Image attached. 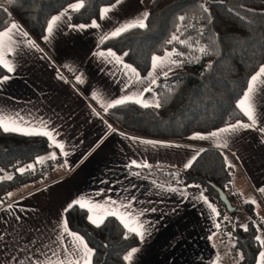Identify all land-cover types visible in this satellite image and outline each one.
<instances>
[{"label":"crops","instance_id":"obj_1","mask_svg":"<svg viewBox=\"0 0 264 264\" xmlns=\"http://www.w3.org/2000/svg\"><path fill=\"white\" fill-rule=\"evenodd\" d=\"M150 1L121 0L105 19H101L100 9L115 4L114 0L100 7L97 18L87 23H73L67 17L73 11L69 5L80 2L74 0L49 18L48 22L68 9L66 16L54 25L48 41L41 39L38 43L29 34L13 39L15 51L7 59L14 70L8 72L1 65L6 74L0 77V124L20 128L22 131L17 133L21 134L52 131L55 140L64 145L67 155L55 146L39 154L28 167L42 169L46 165L51 166L40 178L21 183L8 191L6 199L0 203V264H32L36 257L44 264L49 261L52 264H60L61 261L70 264L80 260V253L71 248L64 251V246L74 243V238L65 231L64 216L68 204L74 200H80L92 209L90 213L87 211V216L91 215L96 221L95 224L91 222L94 225L109 215L124 227L127 223L129 228L138 227V222H147L144 227L150 230V235L143 240L137 236L139 242L132 248L138 251L132 261H125V264L229 262L230 248L218 252L215 247V239H222L220 226L215 227L219 225L215 204L208 200L199 185L174 180L168 173L184 169V164L197 151L207 147L223 151L233 170L228 188L232 199L237 198L241 206L243 202L250 203L263 222L260 227L264 231V191H261L264 189V89L258 91L254 106L251 95L244 100L251 77L260 67L251 75L237 101L245 119L228 125L250 124L246 110L255 112L256 124L241 127L232 134L225 133L211 139L191 138L195 134L207 136L228 126L225 125L175 139L143 137L114 127L103 115L104 106L127 95L148 105L155 104L152 80L156 81L163 73L168 74L177 68V63H171L175 61L172 52L165 51L155 55L163 58L164 66L153 70L151 58L149 70L139 74L140 82L135 83L136 77L131 73L126 76L127 70L117 63L116 58L95 55L100 51L107 53L110 49L123 64L135 68L122 55L111 48L100 47V44L103 36L116 27L142 19ZM93 20L99 28L90 26ZM13 21L28 33L21 23L16 19ZM69 25L88 27L80 29ZM46 29L47 25L44 35L47 34ZM28 39L37 47H29ZM5 76L7 80H3ZM129 80L134 84L125 89ZM255 83L264 85V74ZM93 92L96 93L95 98ZM242 100L243 105L240 103ZM16 116L23 117L28 123H19ZM41 121L46 123V127L41 125ZM57 132L59 135H55ZM46 139L51 145L52 141L48 137ZM52 153L56 154L55 159L50 158ZM132 161L140 166H133ZM173 188L177 190L171 191ZM108 201H114L115 206ZM129 201L138 222L130 219L120 207ZM8 205L12 207L6 211ZM262 251L264 247L261 246L254 264L258 261L264 264V258L259 256Z\"/></svg>","mask_w":264,"mask_h":264},{"label":"trees","instance_id":"obj_2","mask_svg":"<svg viewBox=\"0 0 264 264\" xmlns=\"http://www.w3.org/2000/svg\"><path fill=\"white\" fill-rule=\"evenodd\" d=\"M71 1L0 0V22L9 24L16 19L39 43L51 15ZM113 1L83 0L84 7L73 10L70 20L87 23L98 17L102 5ZM147 13L145 28H131L104 40L100 47L122 54L141 75L149 70L152 56L165 51L172 52L180 67L158 77L153 85L159 108L134 102L118 105L103 112L110 124L143 137L175 139L244 120L237 101L251 75L264 64V0H151ZM180 16L185 20L180 21ZM173 36L178 40H172ZM4 74L6 70L0 65V77ZM50 148L43 135L5 132L0 127L1 201L11 189L43 175L51 165L42 169L28 165ZM203 149L191 167L168 173L174 180L199 185L217 207L222 235L228 232L231 238L232 254L229 262L218 264H254L261 249L255 237L263 222L248 202L242 203L249 215L246 231L235 222L222 220L237 208L228 189L233 170L226 166L222 150ZM20 168L25 171L21 173ZM216 188L225 192L235 206L233 211L226 210ZM64 216L68 229L81 235L94 250L91 264H125L123 257L139 242L114 216H106L99 226L92 224L87 210L79 206L65 210Z\"/></svg>","mask_w":264,"mask_h":264},{"label":"snow or ice","instance_id":"obj_3","mask_svg":"<svg viewBox=\"0 0 264 264\" xmlns=\"http://www.w3.org/2000/svg\"><path fill=\"white\" fill-rule=\"evenodd\" d=\"M9 2H11V0H9ZM120 2H121V0H116V3L115 4H110L107 7L101 8L100 9V18L101 19H105L107 17L108 13L111 12V11H113L119 5ZM0 7H2V5H0ZM82 7H84L83 0H80V2L73 3V4L69 5V9H71V10H79ZM4 11L6 12L7 10L4 9ZM67 11H68V9H66L64 12L60 13V15L53 16L51 18V20L47 24V29H46L47 34L42 37L43 40H45V41H48L49 40V37H50V35L53 32L54 25L57 24L58 21H61L62 18H64L66 16ZM148 15L149 14L147 12H145L143 14V18L142 19H138L135 22L126 23V24H123V25H120V26L116 27L109 34L103 36L101 42H103V40H107V39H110V38L118 37L123 32L128 31L131 28H135V27L145 28L146 27V24H145L144 21L147 19ZM67 18L70 19V17H67ZM185 18L186 17H184V16H180L178 19L180 21H184ZM69 26H72V25H69ZM90 26L91 27H97V28H99V24H97V22L95 20L92 21V24ZM72 27H78L80 29H83L85 27H88V25H78V26H72ZM21 34L23 35V37H27L28 36V33L23 32L22 29H21V26L18 23H16L15 21L11 22L10 24H3L2 22H0V65H2L4 68H6L8 70V72H12L14 70L13 64L10 63L8 61V59H7V56L15 51V49L12 47V41H13V39L16 36H19ZM172 40H178V37L173 36L172 37ZM172 40H170L169 43H171ZM180 42L183 43V41H180ZM27 44H28L29 47H37L35 45L34 41H32L31 39H28L27 40ZM200 51L201 52H204L205 49L201 48ZM95 55H99L102 58H106V56H110V57L116 58L117 63L118 64H121L122 67L127 70L125 72V75L127 76L128 73H131L132 75H134L136 77L135 83L140 82L139 73H137L136 69L135 68H132L131 65L123 64L122 60L120 58L116 57V54L113 53L110 49L107 50V53L105 51H100L99 53H96ZM124 55H127V53H125ZM157 61H160V63L158 64ZM152 62H153L152 63L153 70H155L158 67H163L164 66L163 58H161V57H157V56L153 55L152 56ZM171 63L175 64L176 61H171ZM163 74L165 76L167 75L166 72L163 73ZM262 74H264V65H261L259 71L255 75H253L251 77V80H250V82L248 84L247 91L244 93V100H247L250 97V95H251V97L253 98L252 99L253 106L256 103V97L258 96V91L261 90V89H264V85H257L255 83L258 80V77H260ZM151 75H152V73L150 72L149 73V76H151ZM7 79H8L7 76L3 77V80H7ZM76 79L78 81H80L81 83L83 82L80 79V77H76ZM152 83L154 84L155 83V80H152ZM133 84H134V82L132 80H129L125 84V89H128ZM150 90L151 89H144V91H150ZM92 95L95 98L96 93L93 92ZM244 100H242L240 102L241 105H243ZM132 102H134V103H142V106H144V107H148L149 106L147 103H143L141 100L135 99L134 97H132L130 95H127V96H124L122 98L115 99L111 103H108L106 106H104V110L107 111L109 108L116 107L118 105H123V104H126V103H132ZM154 106L157 107V108H159L161 106V104H160L159 101H156V103H155ZM245 115L248 117L249 121H251L250 124H240V123H237L235 125H228L227 127L221 128V129L217 130L216 132L209 133L207 136H202L200 134H195L191 138L192 139H211L213 137H220L221 134H225V133L226 134H232V133L236 132L241 127L247 128V127H251V126H253V125L256 124V114H255V112L253 110H246L245 111ZM15 119L19 123H28V121H26L23 117L16 116ZM41 125L44 126V127H46V123L43 122V121H41ZM0 127H2L3 131H5V132H8V131L20 132V131H22L20 128H17V127H11V128H9V127H3L2 124H0ZM23 134H27V135H43V136H46V137H48L52 141V144L50 146L58 147L61 150V153L62 154L67 155V153L64 152V145L62 143H59V142H57L55 140L52 131L24 132ZM55 135H59V133L57 132V133H55ZM133 139H136V138H133ZM142 142L143 143H150V144L162 143V142H156V141H142ZM225 146H226V141H225ZM203 151H205V150L204 149H200L199 151H197L195 153V155H193L191 157V159L187 163L184 164V168L187 169V168L191 167L192 166V163L197 159V157ZM50 158L55 159L56 158V154L55 153H52V155H51ZM224 159H225V162H226V166L227 167H232V165L227 162V157L226 156L224 157ZM131 164L133 166H140V165H137L136 161H132ZM144 166H147V165H144ZM31 167L32 166L30 165L29 168H31ZM17 170L20 171L21 173L25 171V169H23V168H20V169H17ZM8 178L11 179V177H8ZM170 190L171 191H176L177 189H174L173 188V189H170ZM261 191H264V189H262ZM8 195L11 196L10 193ZM201 198L205 199V202H207L206 198L203 197V194H201ZM0 203H2V201H0ZM108 203L111 204V205H113V206H115V202L114 201H108ZM76 206H79L82 209H86L89 213L92 211V209L89 208L88 205L81 203L80 200H74L73 202L69 203L68 206H67L66 211L71 210L72 208H74ZM209 206L211 207V205H209ZM11 207H12V205H8L7 209H5V210L6 211L9 210V209H11ZM120 207L124 209L125 213L127 214V216L130 219H132L134 222H138L136 220V214L131 211V207L132 206H131V202L130 201H129L128 204H121ZM151 210L152 211H155V209H151ZM212 211L215 212V209H212ZM113 215H115V213H113ZM139 215L142 216L143 213H140ZM217 215H218V213H217ZM87 219L90 222L94 223V224L96 223V221H94L92 219V216L91 215H88L87 216ZM146 223H147L146 221H144V222H138V227H131V228H129L128 224L125 223V227L129 229V232L130 233L138 236L141 240H143L146 235H150V230H148V229H146L144 227V225ZM66 224H67V222L65 221V231H66L67 235H69V236H71V237L74 238V243L72 245H66V246H64V251L65 252H68L69 249L71 248L72 250H74L77 253H80L81 254V259L80 260H76V261L70 262V264H81V261H83V264H91V257H92V255H94V250L88 248V246L84 242V238L82 236H79L75 232L69 231L67 229V227H66ZM97 226H99V225L97 224ZM215 227H219V225H215ZM242 227L244 228L245 231L247 230V226L246 225H242ZM127 238H128V235L126 234L125 235V239H127ZM0 239H2V237H0ZM255 239H256V241L258 243L261 244L262 247H264V240H262L259 235H257L255 237ZM80 245H82V248L80 247ZM137 251H138L137 248H132L123 257V259L125 261L131 262L132 259H133L134 254ZM53 255H55V253H53ZM259 256L261 258H264V251L260 252L259 253ZM242 258L243 257L241 256V259ZM32 264H44V262L41 261L39 259V257H36L32 261ZM48 264H52V262L49 261ZM60 264H63V262L61 261ZM258 264H259V261H258Z\"/></svg>","mask_w":264,"mask_h":264},{"label":"rangeland","instance_id":"obj_4","mask_svg":"<svg viewBox=\"0 0 264 264\" xmlns=\"http://www.w3.org/2000/svg\"><path fill=\"white\" fill-rule=\"evenodd\" d=\"M169 52L170 51H167L166 53H169ZM120 55H122V54H120ZM176 63H177V68H178L180 63H179V61H176ZM232 203L237 205L235 212L233 214H225L224 216H222V220H230V221L235 222V224L240 225V226L245 225L246 221L249 219V215L242 208V206H241V204L237 198H234ZM218 224H219V222H218ZM221 224H223V223L220 222V225ZM258 235L261 237V239L264 238V236H263L264 231L261 229L260 225H259V229H258ZM230 243H231V238H230V235L228 234V232L225 233V235H222L221 241L218 238L215 239V247L218 250V252H220L221 250H226L227 248H230V246H231Z\"/></svg>","mask_w":264,"mask_h":264},{"label":"water","instance_id":"obj_5","mask_svg":"<svg viewBox=\"0 0 264 264\" xmlns=\"http://www.w3.org/2000/svg\"><path fill=\"white\" fill-rule=\"evenodd\" d=\"M216 191L218 193V198L220 199L221 202L225 205V208L228 212H231L235 209V206L231 205V202L227 198L226 194L224 191H222L220 188H216Z\"/></svg>","mask_w":264,"mask_h":264}]
</instances>
